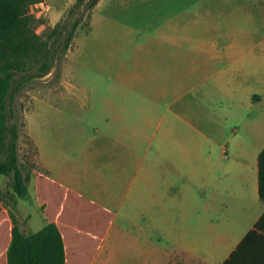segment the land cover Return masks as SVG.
Wrapping results in <instances>:
<instances>
[{
  "label": "crops",
  "instance_id": "1",
  "mask_svg": "<svg viewBox=\"0 0 264 264\" xmlns=\"http://www.w3.org/2000/svg\"><path fill=\"white\" fill-rule=\"evenodd\" d=\"M122 1L101 0L91 13L98 29L108 33L96 39L110 44L94 70L116 83L65 85L62 74L26 109L36 171L115 214L92 264H264L258 168L264 149V51H255L264 37L231 39L228 43L247 46L208 53L202 63L207 84L197 106L207 118L198 128L193 118L179 115L175 103L160 99L158 81L172 76L173 61L176 71L172 36L155 42L165 52L150 47L143 54L119 53L124 23L103 12L109 5L121 11ZM41 2L54 26L76 0ZM113 27L120 29L116 36L110 34ZM61 91L67 93L62 99H44L45 93ZM32 182L42 230L48 220L36 179ZM7 199L6 206L0 194L12 227L37 233L33 215L23 216L20 207L28 195Z\"/></svg>",
  "mask_w": 264,
  "mask_h": 264
},
{
  "label": "rangeland",
  "instance_id": "2",
  "mask_svg": "<svg viewBox=\"0 0 264 264\" xmlns=\"http://www.w3.org/2000/svg\"><path fill=\"white\" fill-rule=\"evenodd\" d=\"M38 3V8L35 7L37 3L29 6L28 14L31 17L29 24L37 36L38 44H45L38 49H29V52L25 54V66L29 70L27 73L38 71L45 61L44 53L49 48V35L56 26H53L50 21L47 5L43 2ZM122 7L123 9L119 11L109 5L103 12L114 21L124 23L125 45H122L123 49L118 50L119 53L133 55L136 52H144L150 47L153 51L165 52V48L155 42H165L163 39L166 36H172L175 39L170 42L169 47L171 46L172 51L177 53L176 71L175 61H173L172 76L158 81V88L162 91L160 99L167 103H175L179 115L193 118L197 121L198 128L203 126L207 118L206 115H202L203 111L197 110V106L202 104V86L207 84V81L204 82L203 79L202 63L207 60L208 53L214 54L223 50L241 51L247 45L228 42L231 39L243 40L250 34L259 39L264 37V0H123ZM70 9L63 13L60 21L68 16ZM93 9L86 12L84 22L77 30L73 44L61 62V75L63 74L65 85L90 87L116 83L106 73H98L94 70L95 67L102 66L108 56L106 51L110 48V44L102 39H96L108 33L106 34L105 30H99V23L93 22L91 18ZM226 21L231 23V26L220 25ZM202 24L210 26L203 27ZM108 26L105 25L104 29ZM116 30L120 29L113 27L110 34L116 36ZM257 45H264V43ZM263 49L264 46H260L255 51L262 52ZM216 64L221 65L218 61ZM60 78L54 68L49 75L36 78L27 84L17 101L16 108L20 119V164L26 166L30 172L37 169V164L35 163V147L26 125L25 112L32 105L33 96L40 95L41 89H47L58 83ZM66 95L65 91L49 92L44 94V99L54 101ZM149 98V94L146 93V99ZM166 106L164 105L163 110ZM183 126L185 123H179L180 130H185L186 127ZM0 194L7 206L9 201L7 198L15 196L11 177L0 176ZM34 198L35 185L32 182L29 184L28 201L22 202L20 207L23 208V216L27 212L33 215L31 228L34 232H38L45 223ZM19 228L21 230L20 226ZM23 231L25 232V230L21 232ZM162 245L169 246V242L162 241Z\"/></svg>",
  "mask_w": 264,
  "mask_h": 264
},
{
  "label": "trees",
  "instance_id": "3",
  "mask_svg": "<svg viewBox=\"0 0 264 264\" xmlns=\"http://www.w3.org/2000/svg\"><path fill=\"white\" fill-rule=\"evenodd\" d=\"M42 0H0V176L12 178L14 194L28 195L36 179V196L48 224L26 235L12 227L0 207V264H92L115 214L91 199L20 164V119L17 101L27 84L54 68L61 77V62L70 50L87 11L101 0H76L68 16L50 33L45 61L38 71L27 73L26 53L38 49L28 9ZM59 72V73H58ZM259 193L264 201V149L259 155ZM259 227V224L257 225ZM224 264H228L225 262Z\"/></svg>",
  "mask_w": 264,
  "mask_h": 264
}]
</instances>
